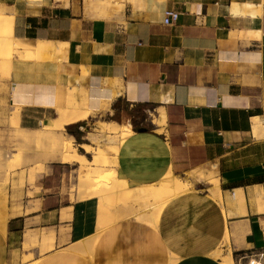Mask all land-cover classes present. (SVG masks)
<instances>
[{
    "label": "crops",
    "instance_id": "1",
    "mask_svg": "<svg viewBox=\"0 0 264 264\" xmlns=\"http://www.w3.org/2000/svg\"><path fill=\"white\" fill-rule=\"evenodd\" d=\"M110 2L0 0L15 37L35 47L46 41L40 55L14 52L8 66L0 64V128L16 104L19 125L33 130L71 93L90 109L66 123L78 140L91 120L111 117L131 128L115 167L128 186L172 171L191 175L195 188L170 198L155 226L107 213L92 248L72 250L95 235L99 200H73L74 164L48 162L33 180L27 171L8 186L0 264H8L19 225L55 235L58 247L34 264H223L229 251H264V126L257 121L264 118V0ZM170 7L180 15L167 24ZM196 171L218 178L221 201ZM221 246L225 252L214 255Z\"/></svg>",
    "mask_w": 264,
    "mask_h": 264
},
{
    "label": "bare ground",
    "instance_id": "2",
    "mask_svg": "<svg viewBox=\"0 0 264 264\" xmlns=\"http://www.w3.org/2000/svg\"><path fill=\"white\" fill-rule=\"evenodd\" d=\"M12 16L13 15L4 14L3 11H1L0 9V32H1L0 37L2 38L3 36L4 38L5 36V38H8L12 44L22 45L24 49L33 50L39 53V51H41V49L43 48L42 46L46 43V41L44 43L42 42L40 46L35 47L29 44H25V42H22L20 39L15 37L13 35V29H12V24H13ZM60 44L62 43L60 42L58 44L59 46H57V50H61ZM7 45L10 47L9 43ZM55 48H56V45H55ZM51 52H52V49H51ZM1 54L2 53H0V58L3 57V56L1 57ZM3 60L2 62H4ZM57 61H60V60H57ZM15 107L17 110L16 117L17 116L19 117L20 109L18 105H16ZM55 108L57 110V116L52 118L50 122L46 124L47 131L51 132L52 134L60 132V137L58 135V138H55L53 140L54 145L52 146L53 148L52 150H54L55 158L56 159L58 158L59 161H62L64 163L79 164L80 166L93 163L99 169L98 170L96 168L97 171L93 170V172L92 170H89L88 172L86 170V174L84 173L85 175L78 174V178H77L79 180L78 185H81V186L83 184L82 179H84V177H85V180H87L88 184H90L89 183L90 180L96 182L95 181L96 179H97V182H99V184L100 182L102 183L100 185H97V189L94 190L90 194V197L97 196L99 200L98 223H97L96 235H98L104 228V220L107 216V213H111L113 220L133 218V219L145 221L148 224H154L159 220L162 209L164 208V206L166 205V203L169 201L170 198H172L173 196L179 193L186 192L194 188L193 183L190 180L179 178L178 175L174 174L172 171H169L157 183L139 186V187L128 186L126 181H124L125 178L124 179L118 178L116 169H111L107 171L105 170V168L108 167L110 164L111 166L116 167V153H117L119 144L121 143L125 135H127L131 131V128H129L126 124H121L116 121H110V122H104V123L100 122V124H98L96 128L92 129V132L90 134L94 136V139H96L95 141H97L98 144L100 143V139L104 140L105 138V141L103 142L107 143V148L100 147V146L94 147L91 144L86 143V142H82L78 144L79 148H83L86 152L92 153L93 159L90 160L89 158H86L84 154L78 151L77 145L73 143L74 136L71 133L67 132L66 135L61 136V134H63L62 131L65 130L66 123L74 122L81 118H85L88 115L90 109H88L86 100L82 97L76 100L71 94L67 105H56ZM257 118H258L257 119L258 123L263 124L264 126V123H263L264 118L263 117L262 118L257 117ZM15 119L9 122L11 127H16L17 129H21L23 132L30 131L27 128L21 127L19 125V119H16V120ZM154 122H156V124L158 123L157 125H159L161 120L160 118L155 119ZM44 127L43 129H45ZM4 157L6 161H8L9 163L12 160V158L15 157V155L13 156L12 154H10V152L5 151ZM11 166H12L11 168L14 167V165L12 164ZM94 172H96V174ZM92 173H94L95 175H93ZM95 176H99L98 177L99 179L94 178ZM30 178L31 180H33L34 173L30 175ZM92 179H95V180H92ZM206 180L209 184L207 187L209 193L213 197L217 198L218 201H221V190H220L218 178L212 175H208L206 177ZM225 238L228 240V230H226ZM57 247H58V244L55 242V244L48 246V251L55 250ZM36 260L37 259H35L30 264H34ZM223 261H224L223 264H234V258L231 255L230 251ZM249 264H258V263L252 260Z\"/></svg>",
    "mask_w": 264,
    "mask_h": 264
},
{
    "label": "rangeland",
    "instance_id": "3",
    "mask_svg": "<svg viewBox=\"0 0 264 264\" xmlns=\"http://www.w3.org/2000/svg\"><path fill=\"white\" fill-rule=\"evenodd\" d=\"M104 1L108 2L109 3L108 5L111 4L110 0H104ZM0 35H1V32H0ZM6 39H7V41H6ZM8 43H9L10 47L12 46L11 48L13 50L7 45ZM0 51H1L0 53H2L1 57L3 56L0 59H2V60L4 59L3 61L5 62L4 63V62H2V60H0L2 62V64L0 62L2 67H5V64L7 65L10 63V59H11L10 56H12V54L14 52H18L19 55H23V56H31V54H33V55L34 54L35 55L41 54V52L38 53V52L33 51V50L28 51V53L24 52V47L22 45L12 44L8 38H5V36H4V38H3V36H2V38L0 37ZM7 56H9V57H7ZM70 96H71V93H69L67 95L66 101L63 105L68 104V100H69ZM15 106H16V104L13 106V109L10 112L11 119H9V121H8V126L0 128V211L3 207H5V204L7 203L6 197H7L8 186L14 185V179L15 178H19V180L21 181L19 183H22V180L25 181L27 171H29L30 174H32L35 171H41V170L45 169L44 167L47 168L46 164L48 162L58 161V158L56 159L54 156L55 153H54V150H52L53 149L52 146L54 145L53 140L55 138H58V135L60 137V132L52 134L51 132L47 131L46 124L49 123L50 120H46L44 123L40 124L39 127L33 128V130H30L28 132H23L21 129H17L16 127H11L9 122L11 120H14L15 118L19 119L18 116L16 117V115H17L16 111L17 110H16ZM56 116H57V110H56V114L54 117H56ZM106 119L111 120V121L115 120V119H111V117H107ZM100 122H101L100 120H94V121L91 120L84 127L83 136L81 138H79V140L73 141V143L75 145H77L78 151H80L82 154H84L86 156V158H89L90 160L93 159L92 153H88L83 148H79L78 142H86V143L91 144L94 147L100 146V147L107 148V143L103 142V141H105V138H104V140L100 139V143L98 144L97 141H95L96 139H94V136L90 134L92 132V129L96 128L98 126V124H100ZM107 122H110V121H107ZM102 123H104V122L102 121ZM43 127L45 129H43ZM62 132H63V134H61V136H64V135H66V132H68V131L65 128V130H63ZM50 134H52V135H50ZM53 136H55V137H53ZM52 137H53V139H52ZM5 151L10 152V154H12L13 156L15 155V157H13L12 160L10 161L11 163L10 162L8 163V161H6V159L4 157ZM11 164L14 165L13 168H11L12 167ZM9 165H10V167H9ZM91 166L94 168H92ZM69 168H70V188H69V190L71 191V194H72L71 197L73 200H75L76 198L81 199V198H85V197H90V194L94 190L97 189V185L102 184L101 182L99 184V182H97V179L96 180L92 179V180H95L96 182L90 180L91 182L89 181L90 184H88L87 180H85V177H84V179L81 178L83 180L82 186L78 185V181H79L77 179L78 174H84V173L86 174V170H87V172L89 170H92V172H93V170L94 171L96 170L97 167L93 163L92 164H90V163L85 164L82 166H80L79 164H74L73 166H71ZM6 169H7V171H6ZM17 169H19V170H17ZM111 169H115V167L111 166V164L105 168V170H107V171H109ZM202 170H204V169H200L198 171H202ZM94 173L96 174V172H94ZM94 173H92V174L95 175ZM208 173L211 174L210 172H208ZM207 174H205L204 171L202 173H197V178L200 180H203L205 183H207V187H208L209 184L206 180ZM184 176L185 177H180V176H178V177L182 178V179H188V180H190L189 178L192 177L189 174L184 175ZM193 176H196V175H193ZM98 177L99 176H95L94 178H98ZM191 179H193V177ZM191 182L193 183V186L195 188V181L191 180ZM83 185H85V186H83ZM207 191H208V189H207ZM91 197H97V196H91ZM156 224H157V222L154 224H151V225L155 226ZM19 226L20 227H17L16 232H15V236L12 239V250L10 252L8 264H30L36 258L42 256L44 254V252H48V246L55 244V242H56L55 241V235L53 233H43L42 235L39 236L36 233H33L29 230H26L27 227H21V225H19ZM23 232H24V234H23ZM96 233L92 237L85 240V242H75V243L69 245L68 248L72 249V250H78V251H89L92 248V246L94 245L96 238L98 236V235H96ZM22 234H23V246L21 244ZM37 241H38V243H37ZM219 249H217L218 251L215 252V255L217 254V256H221V254H222L221 252H225L224 246H221ZM258 252H260V251H258ZM250 255L251 254H249V255L244 254L243 256H246V257L242 258V256H240V255L233 254L234 259H235L234 264H249L252 260H254L253 258H251V259L249 258ZM226 256H227V254L222 255V259L224 260V258ZM254 261L257 262L256 260H254ZM261 261L264 262V256H263Z\"/></svg>",
    "mask_w": 264,
    "mask_h": 264
},
{
    "label": "built area",
    "instance_id": "4",
    "mask_svg": "<svg viewBox=\"0 0 264 264\" xmlns=\"http://www.w3.org/2000/svg\"><path fill=\"white\" fill-rule=\"evenodd\" d=\"M179 15H180L179 9L173 8V7L167 8L164 12V22L167 24H170V23L176 21L179 18ZM263 253H264V251L251 253L249 258L250 259L253 258L254 260L257 261L256 263H258V264H261V263L264 264V262L261 261L263 256H264ZM244 257H246V256H242V258H244Z\"/></svg>",
    "mask_w": 264,
    "mask_h": 264
},
{
    "label": "trees",
    "instance_id": "5",
    "mask_svg": "<svg viewBox=\"0 0 264 264\" xmlns=\"http://www.w3.org/2000/svg\"><path fill=\"white\" fill-rule=\"evenodd\" d=\"M134 127H136V125H134ZM65 128H66V130H67L68 132L73 133L74 136H75V137L77 138V140H78V133H77V131H76L75 129H73V128L71 127L70 124H65Z\"/></svg>",
    "mask_w": 264,
    "mask_h": 264
}]
</instances>
